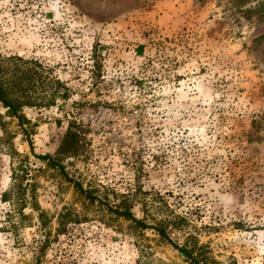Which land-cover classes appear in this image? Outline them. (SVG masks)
Returning <instances> with one entry per match:
<instances>
[{
	"label": "rangeland",
	"instance_id": "1",
	"mask_svg": "<svg viewBox=\"0 0 264 264\" xmlns=\"http://www.w3.org/2000/svg\"><path fill=\"white\" fill-rule=\"evenodd\" d=\"M0 55L63 85L23 107L28 141L0 104V264H192L123 207L182 217L200 264H264V0H0ZM70 123L62 168L35 156ZM19 164L25 216L1 198Z\"/></svg>",
	"mask_w": 264,
	"mask_h": 264
},
{
	"label": "trees",
	"instance_id": "2",
	"mask_svg": "<svg viewBox=\"0 0 264 264\" xmlns=\"http://www.w3.org/2000/svg\"><path fill=\"white\" fill-rule=\"evenodd\" d=\"M139 52H141V47H139ZM61 86H63L61 81L47 76L36 61L30 62L19 56L4 57L0 55V104L5 109L6 116L14 117L18 120V125L22 128L23 133L26 134L27 141L28 129L23 126L28 123V119L21 113L23 107L51 104L57 95V88ZM47 87L50 90L53 88L51 93H46ZM60 96L65 98V91ZM79 134L80 131L77 130L74 123H70L58 149L60 157H52L49 154H35V156L47 160L50 164H58V167L62 168L59 160L63 156L75 155L80 150ZM29 146L33 150L31 142H29ZM12 179L14 180L12 185L2 193V201L9 202L11 206L8 215L20 213L25 216L23 210L26 205H33L32 197L28 195V186L31 184L28 181L27 167L19 164L12 170ZM81 190L83 191V189ZM84 192L87 197L93 198L90 190ZM111 210L118 215L132 219L142 227L154 229L160 237L177 249L184 258L189 259L192 264H200V260L193 254L192 246L179 245L171 239L167 232V226H181L185 222L182 217L173 215L172 221L160 220L155 224L149 225L136 219L127 207L121 209L112 208ZM38 216H41V214ZM59 226V229L65 226L61 219Z\"/></svg>",
	"mask_w": 264,
	"mask_h": 264
},
{
	"label": "built area",
	"instance_id": "3",
	"mask_svg": "<svg viewBox=\"0 0 264 264\" xmlns=\"http://www.w3.org/2000/svg\"><path fill=\"white\" fill-rule=\"evenodd\" d=\"M106 111H107V112H111V109H110V108H107Z\"/></svg>",
	"mask_w": 264,
	"mask_h": 264
}]
</instances>
